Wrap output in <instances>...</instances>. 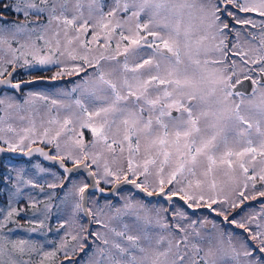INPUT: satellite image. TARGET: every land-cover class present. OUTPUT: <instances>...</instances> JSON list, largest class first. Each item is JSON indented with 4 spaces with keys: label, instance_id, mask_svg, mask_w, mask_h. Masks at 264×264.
Instances as JSON below:
<instances>
[{
    "label": "snow or ice",
    "instance_id": "snow-or-ice-1",
    "mask_svg": "<svg viewBox=\"0 0 264 264\" xmlns=\"http://www.w3.org/2000/svg\"><path fill=\"white\" fill-rule=\"evenodd\" d=\"M43 81L0 95V264H264V0H0V88Z\"/></svg>",
    "mask_w": 264,
    "mask_h": 264
},
{
    "label": "rangeland",
    "instance_id": "rangeland-1",
    "mask_svg": "<svg viewBox=\"0 0 264 264\" xmlns=\"http://www.w3.org/2000/svg\"><path fill=\"white\" fill-rule=\"evenodd\" d=\"M11 18V17H9ZM19 73L16 74V78L17 79H28L29 76L27 74H25V72L23 70H20L18 71ZM35 74H41V73H35ZM43 74H46V75H50V73H43ZM19 79V80H20ZM57 85H59L60 83H56ZM54 87H53V84H45V83H39L37 85H30L29 87H25V88H22V90L20 92H16L14 90H11V89H1L0 90V95H3L5 92H7L8 95H15L18 99H21L23 98V95L26 94L28 91H54ZM14 159L12 157H5L4 159ZM38 159V158H36ZM15 162L17 163H23L25 162L26 160L24 159H21V160H17V159H14ZM50 179V178H49ZM134 190L131 188H124V189H121V194L122 195H125V194H128L129 192H133ZM57 193L58 195H62V192L58 189L57 190ZM110 199H112V197H110ZM157 199H153L152 201L155 202ZM54 203H58V201H54ZM101 203H103V200H101ZM113 203H117V199H113ZM161 203H163V201H161ZM177 203H180L179 201H177ZM260 199L258 198V200L256 201H247L246 202V208L245 210H250V209H255V210H259L260 209ZM55 212V209L53 210ZM208 212L207 211H202V210H199L197 212V215H207ZM210 218H215L217 220H219V218H216V217H210ZM52 224H53V227H55V216H53V220H52ZM236 231H240V230H236ZM23 234V233H21ZM62 235V233H61ZM37 239H43L42 237H39L37 236L36 237ZM49 239H52V240H58L59 239V236L55 233V231H53V233H50L49 234Z\"/></svg>",
    "mask_w": 264,
    "mask_h": 264
},
{
    "label": "water",
    "instance_id": "water-1",
    "mask_svg": "<svg viewBox=\"0 0 264 264\" xmlns=\"http://www.w3.org/2000/svg\"><path fill=\"white\" fill-rule=\"evenodd\" d=\"M25 80H27V79H25ZM15 82V81H14ZM39 83H45V84H54V83H61V82H49V81H43V82H36V83H33V84H30V85H37V84H39ZM30 85H27L26 87H29ZM22 88H25V86H22ZM1 89H4V88H0V90ZM17 92V91H16ZM20 92V91H19ZM18 93V92H17ZM4 157H12V158H14V159H17V160H21V159H24V160H27V158L26 157H23L22 155H20V154H11V153H6V154H0V159H3ZM36 158H38V159H41V158H39V157H36ZM124 188H129V189H131L132 187L130 186V185H128V186H123L121 189H124ZM141 196H142V194H140ZM111 196L109 195V198H110ZM149 199H151V200H153V199H159L158 197H153V198H149ZM199 211V210H198ZM197 211V212H198ZM202 211H207L206 209L205 210H202ZM219 219H221V218H219Z\"/></svg>",
    "mask_w": 264,
    "mask_h": 264
},
{
    "label": "flooded vegetation",
    "instance_id": "flooded-vegetation-1",
    "mask_svg": "<svg viewBox=\"0 0 264 264\" xmlns=\"http://www.w3.org/2000/svg\"><path fill=\"white\" fill-rule=\"evenodd\" d=\"M19 71H20V70H19ZM18 73H19V72H18ZM18 73H17V74H18ZM16 76H17V75H16ZM19 79H20V78H19ZM20 80H25V79H20Z\"/></svg>",
    "mask_w": 264,
    "mask_h": 264
}]
</instances>
